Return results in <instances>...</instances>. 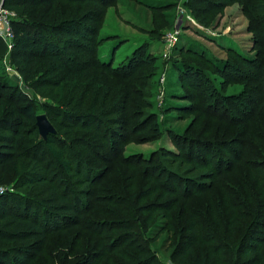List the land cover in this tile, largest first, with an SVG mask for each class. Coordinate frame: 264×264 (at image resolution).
<instances>
[{
  "label": "trees",
  "instance_id": "1",
  "mask_svg": "<svg viewBox=\"0 0 264 264\" xmlns=\"http://www.w3.org/2000/svg\"><path fill=\"white\" fill-rule=\"evenodd\" d=\"M110 3L4 0L18 14L12 27L13 55L25 60L19 72L46 100L30 98L9 74L0 76V182L15 176L26 193L0 197V264H165L150 243L165 230L176 243L171 259L178 264H264V0H245L246 12L261 17L251 29L261 35L255 56L232 53L215 69L234 72L244 89L230 96L214 89L205 105L214 104L212 113L200 104L184 108L214 117V141L177 135L179 153L160 149L150 161L137 156L135 173L120 170L118 177L104 162L129 164L121 145L140 133L158 136L162 124L144 91L132 86L140 79L137 57L113 67L97 56ZM187 4L205 25L224 5ZM40 108L54 127L67 130L69 144L57 128L47 139L40 135ZM219 133L227 138L217 139ZM174 163L205 171L201 180L185 177ZM81 183L87 186L76 188ZM160 219L167 222L159 225ZM74 226L83 229L68 246L74 259H38L49 233ZM85 230L91 232L86 238Z\"/></svg>",
  "mask_w": 264,
  "mask_h": 264
},
{
  "label": "rangeland",
  "instance_id": "2",
  "mask_svg": "<svg viewBox=\"0 0 264 264\" xmlns=\"http://www.w3.org/2000/svg\"><path fill=\"white\" fill-rule=\"evenodd\" d=\"M2 1L0 0V3ZM219 1L224 5L212 11L207 25L194 17L187 4L188 0H113L105 9L97 34L99 44L97 56L103 62H111L113 67L122 66L130 58L137 57V64L140 66L135 72L140 79L132 86L144 91L145 101L153 105V110L159 115L162 124V131L158 136L140 133L121 145V156L130 158L129 164L119 162L114 165L111 161L104 162L103 166H114L111 177H118L122 172L127 175L135 173L140 160L137 156L150 161L153 153L160 149L179 153L180 148L175 144L177 135L214 141V131L217 129L214 128V117L190 113L184 108L200 104L199 107H203L205 112L212 113L214 104L208 107L205 105L208 95L214 89L226 96L239 94L244 89V80L232 79L235 76L234 72L228 70L220 74L215 72V69H223L219 61L233 57L232 53L249 58L255 56L257 53L255 39L259 33L256 34L251 29L261 20L258 14L246 12L245 0ZM13 12L15 13L13 18L16 19L18 14L14 10ZM171 35L173 41L170 40ZM14 38L8 43L0 36L2 47L0 76L9 74L20 83L21 89L30 98L44 102L46 99L33 91L19 72L20 68H24L25 60L21 55H13ZM135 51H138L137 54H134ZM257 96L258 94H255V97ZM38 113L44 112L40 108ZM56 128L60 130L59 137L67 140L69 144L67 130L60 128L58 123L55 124ZM221 129L223 127H219V130ZM216 138L221 140L227 137L219 133ZM58 148L59 146L54 147V150L57 151ZM109 156L111 154H108ZM244 157L251 156L247 152ZM172 167L185 177L199 180H201L199 175L205 171L190 168L186 163H182L178 169L175 163ZM77 178L78 176L75 179ZM15 180V176L10 175L1 181L0 185L13 187L16 194L25 195V190L18 188ZM86 186L87 184L81 183L76 185V188ZM205 197L201 199L207 202L208 198ZM84 198L85 196L81 199ZM98 217L100 218V215ZM158 222L159 225H163L167 221L160 219ZM78 231L83 229L74 226L65 231L49 233L44 244L45 251L38 255V259L42 261L50 259L48 262L53 258L63 260L67 254L68 260L74 259L75 254L70 256L72 253L68 246L74 242V238H78ZM158 231L159 227H156L151 237L156 236ZM189 234L186 232L184 237H188ZM84 235L86 238L91 232L85 230ZM171 238L172 236L165 230L151 240V247L165 264H178L171 259V251L176 245L171 243ZM48 254L52 258H48ZM55 262L60 263L57 260ZM88 264H94L93 260Z\"/></svg>",
  "mask_w": 264,
  "mask_h": 264
},
{
  "label": "built area",
  "instance_id": "3",
  "mask_svg": "<svg viewBox=\"0 0 264 264\" xmlns=\"http://www.w3.org/2000/svg\"><path fill=\"white\" fill-rule=\"evenodd\" d=\"M13 16H15V13L13 10L4 6L3 0L0 3V36L8 43H10L15 36L12 27ZM170 40L173 41V35H171ZM9 192H14V188L0 185V197L7 195Z\"/></svg>",
  "mask_w": 264,
  "mask_h": 264
},
{
  "label": "water",
  "instance_id": "4",
  "mask_svg": "<svg viewBox=\"0 0 264 264\" xmlns=\"http://www.w3.org/2000/svg\"><path fill=\"white\" fill-rule=\"evenodd\" d=\"M37 126L39 128L40 135L44 139H47L49 134L56 133L55 127L53 126L47 115L44 113L37 116Z\"/></svg>",
  "mask_w": 264,
  "mask_h": 264
}]
</instances>
